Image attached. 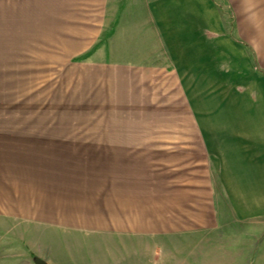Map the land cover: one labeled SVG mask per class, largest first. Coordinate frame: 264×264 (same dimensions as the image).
Masks as SVG:
<instances>
[{"label": "crops", "instance_id": "obj_1", "mask_svg": "<svg viewBox=\"0 0 264 264\" xmlns=\"http://www.w3.org/2000/svg\"><path fill=\"white\" fill-rule=\"evenodd\" d=\"M224 1L231 31L217 0H63L55 16L56 0H0V43L27 36L18 50L30 49V36L80 34L71 26L108 20L111 68L126 80L233 82L245 63L252 68L245 46L264 66V0ZM188 103L193 137L173 146L218 154L211 168L153 180L134 162L91 201L69 184L66 125L0 122V264H264V106L207 124L214 110Z\"/></svg>", "mask_w": 264, "mask_h": 264}, {"label": "rangeland", "instance_id": "obj_2", "mask_svg": "<svg viewBox=\"0 0 264 264\" xmlns=\"http://www.w3.org/2000/svg\"><path fill=\"white\" fill-rule=\"evenodd\" d=\"M217 1L228 6L224 0ZM62 4L63 0L53 3L54 16ZM221 5L231 31L230 8ZM68 6L69 15L79 16L76 8L70 10L75 4ZM89 13L85 10L84 15ZM84 21L92 24L91 18ZM101 21L89 29L71 26L80 34L30 36V42L36 43L30 49L18 50L28 45L27 36H21L26 40L22 45L12 44L9 36L0 43L4 48L0 49V122L66 125L61 154H67L69 184L85 192L87 200L99 196L93 193L101 188H111L114 174L133 172L134 162L137 170L153 180L162 173L198 170L205 165L211 168V158L218 154L173 146L174 139L193 137L184 128L192 118L187 114L188 102L202 112L214 110L215 114L206 117L207 124L220 117L227 121L241 106H264V66L247 46L252 68H246L244 59V73L233 82H131L121 69L111 68V23ZM191 92L196 98L189 97ZM214 134L219 139L221 133L212 130V137ZM195 137L201 140V133L197 131ZM107 195L103 196L111 198Z\"/></svg>", "mask_w": 264, "mask_h": 264}, {"label": "water", "instance_id": "obj_3", "mask_svg": "<svg viewBox=\"0 0 264 264\" xmlns=\"http://www.w3.org/2000/svg\"><path fill=\"white\" fill-rule=\"evenodd\" d=\"M34 262H35V264H44L41 260H39L37 258L34 260Z\"/></svg>", "mask_w": 264, "mask_h": 264}]
</instances>
